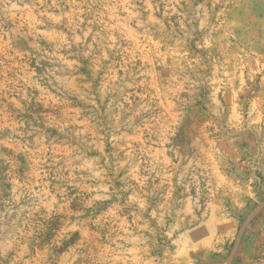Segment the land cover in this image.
<instances>
[{
    "label": "rangeland",
    "instance_id": "rangeland-1",
    "mask_svg": "<svg viewBox=\"0 0 264 264\" xmlns=\"http://www.w3.org/2000/svg\"><path fill=\"white\" fill-rule=\"evenodd\" d=\"M0 264H264V0H0Z\"/></svg>",
    "mask_w": 264,
    "mask_h": 264
}]
</instances>
